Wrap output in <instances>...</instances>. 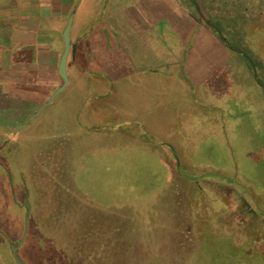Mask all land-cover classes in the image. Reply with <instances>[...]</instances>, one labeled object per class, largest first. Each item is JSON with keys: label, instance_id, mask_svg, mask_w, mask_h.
<instances>
[{"label": "rangeland", "instance_id": "rangeland-1", "mask_svg": "<svg viewBox=\"0 0 264 264\" xmlns=\"http://www.w3.org/2000/svg\"><path fill=\"white\" fill-rule=\"evenodd\" d=\"M62 1L60 18L48 24L60 48L73 9L74 40L93 27L95 6V0ZM111 1L123 14L118 40L131 71L102 78L76 44L61 90L59 75L52 85L44 74L40 92L30 86L33 102L10 100L23 110L16 119L10 111L9 127L0 117V264H16L11 247L24 234L26 204L28 230L17 249L25 264H68L69 246L86 239V217L102 221L96 240L115 251L112 264H228V258L264 264V90L243 56L227 52L193 15L178 19L185 38L197 27L185 57L192 85L186 87L171 32L154 44L146 34L126 49L133 32L125 17L132 21L137 9ZM195 1L251 60L264 86V0ZM136 2L155 19L184 11L178 0ZM0 52L4 60L15 56L3 44ZM153 163L161 174L151 173ZM167 163L179 169L171 181L163 178ZM152 195L155 213L139 203ZM60 202L76 212L62 217Z\"/></svg>", "mask_w": 264, "mask_h": 264}, {"label": "trees", "instance_id": "trees-1", "mask_svg": "<svg viewBox=\"0 0 264 264\" xmlns=\"http://www.w3.org/2000/svg\"><path fill=\"white\" fill-rule=\"evenodd\" d=\"M178 1L181 4L182 8L184 9V11L181 12L179 8H176V10L181 13V15L178 18L173 19L167 17H160L155 19L154 17H148L147 11L141 9L140 5L137 4L136 0H127L125 2L126 6L129 9L136 8L137 10L134 11L133 17L131 16L133 18L132 21L130 20V17H125L126 19L129 20V21L127 20L128 24L126 25H128V28L130 29L131 33L133 32L131 34V37H133V39H127L128 42L125 44V46L126 49L131 48L130 46L132 44V40L134 39L135 42L141 39L144 41L146 34H149V37L153 44L158 43L157 40H159V38L162 37L163 35H168L167 34L168 32L166 33V31H170L171 37L168 39V41H170L171 44H174L178 52L182 51L183 61L180 66V70H181L180 72L184 77L183 83H186L188 85L186 87L190 88L192 87V85L189 84L191 83V81L185 72V64L187 62L186 60L187 58L185 59V57L188 55V51H189L188 49H191L192 46H195L196 40H195L194 31L197 27L193 26V28L188 34V37L185 38L184 29L181 23L178 22L179 21L178 19L180 18L183 19V17L181 16L184 15H190V16L193 15L191 16L192 19L195 17L200 22V24L203 25L205 28H207L220 43L221 41L219 37L214 33V31L211 28H209L204 23V21L199 17L191 0H178ZM61 3L62 0H39L40 18H41L40 21L28 22L27 28L32 30L28 34L21 33L16 35L17 37L15 38V40L21 39L20 42H22L24 46H33L35 48L34 56L30 54H25V57L22 60V62L25 63L23 64L21 63L22 67H24V70H18V71L10 70V84L18 83L19 85H21L19 88L20 91L23 90V96H22L23 100H27L28 102H33L35 100L32 97L33 88L30 86L38 85L40 91V87L43 85V81H44L43 79H41L42 75L44 74L49 75L52 85H57V81L55 80L56 76H58L57 66L63 47L61 46L60 48L56 30L51 29V27L48 26V24L51 22V20L60 18L58 16L60 15L61 12ZM94 4H95L94 11L90 15L92 21H94L93 27L91 28L90 31L85 33L84 36L82 37L76 36L74 37V40L71 38V45L72 46L76 44L80 45L81 47L80 51L82 50V52L85 53V55H87V53L90 54V58L94 63V66L99 68L98 70L99 75L102 78L104 77L107 79L114 80L117 77L120 76L122 77L131 71L130 64H128L126 60H124V56L121 55L123 49L121 47L122 46L121 42L118 40V34L120 32V25L118 24V18H119L118 15L119 14L123 15V14L122 13L117 14L114 12L113 3L111 0H95ZM142 15L145 17H142ZM203 16L205 18L204 14ZM97 17H99L98 20ZM166 22L168 23L166 24L168 26V29L162 32L160 26L162 24H165ZM60 33H59V39L61 41ZM159 34L162 35L160 36ZM181 46L183 49L181 48ZM224 49L227 52L229 51L230 53H233L241 57V55H239L236 52L234 53L233 51L228 50L225 46ZM74 51L70 50L69 56L70 55L73 56ZM242 59L251 69L249 63H247L244 57ZM207 74L208 72L206 73V77L208 76ZM175 75L178 76L180 74L178 73V71H175ZM226 78L228 80L231 79L230 76L228 78V73ZM229 118L228 120H230ZM160 145L163 147L165 146V148L169 147L170 149H172L171 151H173L174 157L176 156L174 147L172 145L165 144L163 143V141L160 142ZM154 163L150 165L151 173L161 174L160 172L161 168L155 166ZM177 169L178 167L176 164L175 167H173L172 169L171 164L169 163L165 168L166 172L165 175H163V178L164 179L166 178L167 181H171L172 177L176 176ZM173 173L174 176H172ZM184 180H187L188 183L192 182L189 181L191 180L190 178L187 179L184 178ZM197 190L199 191V193H201L200 192L201 188L200 189L198 188ZM192 196L194 197V195ZM192 196L190 194V197ZM155 197L156 195L155 196L152 195V198H149L147 200L141 199L139 203H142L141 205H144V207H147L148 209H150L151 212H153L154 208L150 206L151 205L154 206L153 204L155 203ZM92 199L95 200L94 197H92ZM125 200L129 201V199H125ZM147 201L149 202V204L147 203ZM243 203H244L243 205L246 206V202L244 201ZM59 206L61 207L62 210L60 213L62 217L72 216L76 212L75 208L72 209L73 207L71 206V204L66 206L63 202H60ZM82 225L84 228L83 236L86 239H79L73 246L71 245L69 246V250H68L69 253L66 255L68 264H112L115 259L113 255L115 251L106 249L105 243H101L99 242V240H96V238L99 239L101 235L100 230L103 227L102 221L98 218L89 219L88 217H86L82 219ZM105 226L108 230H111L112 232H117L116 229L110 228L109 225H105ZM45 231H46L45 233L48 232V230L46 229ZM94 239L95 241H93ZM240 263L241 261L239 260H235V259L232 260L228 258V264H240Z\"/></svg>", "mask_w": 264, "mask_h": 264}, {"label": "crops", "instance_id": "crops-1", "mask_svg": "<svg viewBox=\"0 0 264 264\" xmlns=\"http://www.w3.org/2000/svg\"><path fill=\"white\" fill-rule=\"evenodd\" d=\"M39 6V0H0V44L11 48L15 55L4 60L1 56L3 52H0V117L4 118V123L8 127L10 111L12 110V116L16 119L23 110V107H20V112L18 107L10 105V100L24 101L23 90L20 91L19 88L21 85L10 84V70H24L21 63H25L22 62L25 54L34 56L35 50L33 46H24L22 42L14 40L17 34H28L32 30L27 28L28 22L40 21ZM6 54L10 56L8 52ZM33 95L34 93L32 97Z\"/></svg>", "mask_w": 264, "mask_h": 264}, {"label": "water", "instance_id": "water-1", "mask_svg": "<svg viewBox=\"0 0 264 264\" xmlns=\"http://www.w3.org/2000/svg\"><path fill=\"white\" fill-rule=\"evenodd\" d=\"M193 2V6L196 10V12L198 13L199 17L204 21V23L211 28L214 33L219 37L221 43L230 51L236 52L240 55H242L249 63L251 70H252V75H253V79L256 83V85H258L259 87H261L264 90V86L261 84L260 80H259V76L257 74L256 68L253 65V63L251 62V60L240 50H236L234 48H232L227 42L225 37H223V35L218 31V29L212 24L210 23V21L206 20L198 6V4L196 3L195 0H191ZM76 9H73V11L70 13L66 24L62 30L61 36H62V40H63V50L62 53L60 55L59 58V62H58V66H57V73L59 75V77L62 80V84L58 87L57 91L61 90L67 83H68V75H67V58L69 55L70 50L74 51L75 50V46L71 45V36H70V31L72 28V24H73V17H74V12ZM27 207V215L25 218V230H24V234L21 237L19 243L15 246L11 247V254L12 257L15 261L16 264H25L17 255V249L18 247H20L23 244L24 241V236L27 233L28 230V219H29V215H30V205L26 204Z\"/></svg>", "mask_w": 264, "mask_h": 264}, {"label": "flooded vegetation", "instance_id": "flooded-vegetation-1", "mask_svg": "<svg viewBox=\"0 0 264 264\" xmlns=\"http://www.w3.org/2000/svg\"><path fill=\"white\" fill-rule=\"evenodd\" d=\"M237 50V49H236Z\"/></svg>", "mask_w": 264, "mask_h": 264}]
</instances>
